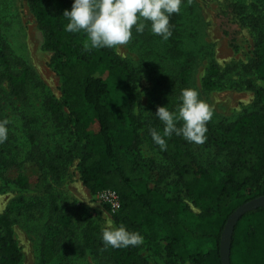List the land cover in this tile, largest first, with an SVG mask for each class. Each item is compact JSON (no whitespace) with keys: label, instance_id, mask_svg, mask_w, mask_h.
<instances>
[{"label":"trees","instance_id":"obj_1","mask_svg":"<svg viewBox=\"0 0 264 264\" xmlns=\"http://www.w3.org/2000/svg\"><path fill=\"white\" fill-rule=\"evenodd\" d=\"M260 1L264 6V0ZM73 2L28 0L45 36V48L52 54L50 66L62 83V100L47 97L45 108L58 132L69 133V140L49 146L38 138L39 133L33 128L35 120L24 116L23 132L28 144L23 154V148L10 133L0 143L3 180L43 195V201L21 198L18 204L28 214L38 208L47 211L44 263L65 264V249L73 242L81 252L105 256L113 264H149L139 246L106 248L102 231L85 205L72 203L63 207L58 202L54 187L61 184L71 164L78 161L81 181L92 195L103 191L118 194L120 210L113 218L117 226L123 224L128 231L140 234L162 233L166 257L173 264L177 260L223 264L221 240L230 216L245 203L264 196V89L256 92V111L246 112L233 122L213 125L208 121L203 144L189 143L173 134L165 138L167 147L161 150L150 135L152 129L163 134L164 125L155 116L157 107L168 106L174 112L181 90L190 88L189 75L184 70L166 73V63L161 67L147 63L135 67L115 49H93L90 44L85 47L84 32L65 31L63 12L70 11ZM179 18L180 12L170 16L169 39L173 42L178 35ZM135 34L139 41L142 35ZM150 36L151 41L153 35ZM253 66L264 80V37L256 45ZM143 73L149 77L151 74L156 83L145 116L139 92ZM4 82L12 96L26 100L27 87L35 82V75L24 60L10 57L8 45L0 36V85ZM111 85L123 96L122 104L109 101ZM205 86H214L211 73ZM145 139L161 161L144 157ZM193 144L224 156L219 163L221 169L204 161ZM172 186L184 192L201 212L190 213L188 220L184 219L180 192L169 191ZM23 259L9 211L0 214V264H23ZM231 264H264V208L247 213L236 225Z\"/></svg>","mask_w":264,"mask_h":264},{"label":"rangeland","instance_id":"obj_2","mask_svg":"<svg viewBox=\"0 0 264 264\" xmlns=\"http://www.w3.org/2000/svg\"><path fill=\"white\" fill-rule=\"evenodd\" d=\"M177 34L175 42L170 39L165 41L153 35L149 25L140 34L139 41L134 30L130 42L115 48V51L135 67L143 63L161 67L166 63V73L186 71L190 88L198 91L199 98L212 111L209 121L213 125L236 121L244 113L258 109L256 92L264 89V80L256 73L253 57L257 43L264 37V6L260 0H182ZM150 35H153L151 41ZM0 36L8 45L10 57L24 60L35 75V82L27 87L26 100L12 96L5 82L0 85V121H9L6 126L8 133L14 135L17 144L23 148L22 154L28 144L23 132L24 116L35 120L33 128L39 133L38 138L49 146L65 144L69 133L58 132L45 108L47 97L62 100L61 79L50 66L52 54L45 48V36L29 8L28 0H0ZM210 73L214 86L207 88L205 81ZM152 79L151 74L149 77L143 73L139 80L144 116L156 87ZM109 101L117 105L124 101L123 96L115 92L114 85H111ZM193 145L194 151L204 161H211L221 169L219 163L224 156L217 155L213 149ZM142 153L145 158L162 159L146 139ZM219 177V174L215 175L216 179ZM168 190L180 192L184 219L188 220L190 213L201 212L184 192L174 186ZM54 194L63 207L72 203L85 205L101 231L106 219L114 221L116 211L109 202H105L102 192L94 196L83 185L78 161L71 164L61 184L54 187ZM21 198L26 201L44 200L40 192L22 190L4 181L0 174V214L9 211L15 237L24 256L23 264H45L42 249L47 211L38 208L34 214L24 213L18 204ZM141 235L144 240L139 248L149 264H173L166 257V241L162 233L151 235L145 232ZM81 251L80 246H73V242L68 244L64 263L113 264L105 256ZM175 264L190 263L177 260Z\"/></svg>","mask_w":264,"mask_h":264},{"label":"clouds","instance_id":"obj_3","mask_svg":"<svg viewBox=\"0 0 264 264\" xmlns=\"http://www.w3.org/2000/svg\"><path fill=\"white\" fill-rule=\"evenodd\" d=\"M181 4L182 0H74L71 10L63 12L67 21L65 31L84 32L87 37L85 47L90 44L93 49H115L127 45L134 27L137 34H142L149 25L153 35L166 41L172 36L170 16L180 12ZM155 116L164 125L163 134L152 129L150 135L152 141L165 150V138L173 134L182 136L189 143L203 144L212 111L199 98L196 89L185 88L180 92L174 112L169 111L168 106L157 107ZM8 123V120L0 121V143L7 140ZM178 123L180 127H177ZM101 240L106 248L121 249L139 246L144 238L139 232H130L125 225L117 226L108 218Z\"/></svg>","mask_w":264,"mask_h":264},{"label":"water","instance_id":"obj_4","mask_svg":"<svg viewBox=\"0 0 264 264\" xmlns=\"http://www.w3.org/2000/svg\"><path fill=\"white\" fill-rule=\"evenodd\" d=\"M260 208H264V196H260L245 203L230 216L225 226L221 240V257L223 264H231L232 237L236 225L244 215Z\"/></svg>","mask_w":264,"mask_h":264},{"label":"built area","instance_id":"obj_5","mask_svg":"<svg viewBox=\"0 0 264 264\" xmlns=\"http://www.w3.org/2000/svg\"><path fill=\"white\" fill-rule=\"evenodd\" d=\"M101 195L104 197L105 202H109V204L113 207V210L116 211V213L120 210V200L116 192L103 191Z\"/></svg>","mask_w":264,"mask_h":264}]
</instances>
